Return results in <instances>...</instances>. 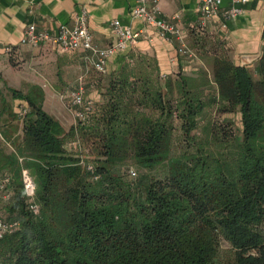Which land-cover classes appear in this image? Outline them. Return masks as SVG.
<instances>
[{
    "label": "trees",
    "instance_id": "trees-1",
    "mask_svg": "<svg viewBox=\"0 0 264 264\" xmlns=\"http://www.w3.org/2000/svg\"><path fill=\"white\" fill-rule=\"evenodd\" d=\"M257 74L129 57L68 129L11 92L28 113L2 134L0 264H264V56Z\"/></svg>",
    "mask_w": 264,
    "mask_h": 264
},
{
    "label": "crops",
    "instance_id": "crops-1",
    "mask_svg": "<svg viewBox=\"0 0 264 264\" xmlns=\"http://www.w3.org/2000/svg\"><path fill=\"white\" fill-rule=\"evenodd\" d=\"M134 4L135 0H0V86L22 95L35 89L42 95V109L66 128L55 112L63 110V102L68 103L65 96L81 80L85 99L97 104L107 86V77L119 70L129 57L151 59L161 78L176 73L195 76L202 69L208 70L211 59L216 57L244 67L255 79L259 78L257 69L264 56V0H247L240 5L241 14L231 20H224L221 15L202 20L199 0H158L161 16H178L174 23L185 45L195 55L192 60L177 55L174 41L156 38L153 28L133 18ZM229 7L230 0H224L222 9ZM82 11L88 16L92 44L99 48L115 42L111 29L114 20L141 34L134 45L108 59L104 78L83 62L81 52L62 51L50 42L36 47L21 44L28 24L35 25L37 30L55 33L60 25L72 26ZM11 105L17 113L24 102L12 97ZM6 123L3 132L11 126ZM74 124L75 120L69 127ZM17 128L12 137L19 133L20 125ZM0 138L10 147L1 134Z\"/></svg>",
    "mask_w": 264,
    "mask_h": 264
},
{
    "label": "built area",
    "instance_id": "built-area-1",
    "mask_svg": "<svg viewBox=\"0 0 264 264\" xmlns=\"http://www.w3.org/2000/svg\"><path fill=\"white\" fill-rule=\"evenodd\" d=\"M158 0H135L132 16L135 19L142 20L147 26L154 30V36L165 41H174L177 44L176 53L178 56L192 60L194 53L187 48L181 31L177 28L174 21L178 16L165 18L161 16L157 7ZM224 0H199L198 12L202 20H209L221 15L224 20H231L241 14L240 5L245 4L247 0H230L231 7L222 9ZM152 3V5H150ZM87 13L80 12L72 26L60 25L55 33L46 30H37L35 25L28 24L21 40L22 45L36 47L44 42H50L58 46L62 51L81 52L83 62L92 68L98 74L106 73V64L110 57L123 52L128 46L134 45L140 38V32H132L130 28L122 26L118 21L111 22V29L115 37V42L106 47L99 48L92 44L91 34L87 25ZM152 39V37L150 38ZM9 51V49H7ZM85 91L80 80L79 85L72 91L67 98L75 108L74 117L76 120H84L85 116L93 107L90 100L85 99ZM28 113L26 106H20L18 116L23 118ZM22 184L25 193L31 197L34 193L35 185L27 171H22ZM6 178L0 184V190L3 189ZM30 209L37 213L36 206H30ZM11 226L0 222V238L9 231Z\"/></svg>",
    "mask_w": 264,
    "mask_h": 264
},
{
    "label": "rangeland",
    "instance_id": "rangeland-1",
    "mask_svg": "<svg viewBox=\"0 0 264 264\" xmlns=\"http://www.w3.org/2000/svg\"><path fill=\"white\" fill-rule=\"evenodd\" d=\"M104 77H106V75L100 76V78H104ZM65 98L68 100V103L66 104L65 102H63L64 103V107L62 108L63 110L55 111V112L60 116V118H62L61 119L62 122L64 123L66 129H68L70 128L69 124H71L74 120L76 122V119L74 117V111H75L74 107L71 105L67 96H65ZM0 99L3 101V103L0 105V134L3 137L2 135L3 130L4 127L6 126L4 125V123L8 122V124H11V126H8V128L6 129L7 134L9 135L15 134L16 128L19 125H21V120H20L21 118L19 117L20 118L19 119L17 117H12L11 115V113L13 112V108H11L12 94L8 90V88H6L5 85L0 86ZM236 123H238V120ZM0 148L3 149L6 153H9L11 151V148L8 147L6 144H4L1 138H0ZM9 195H10L9 192H4L0 194L1 198L4 201L10 198Z\"/></svg>",
    "mask_w": 264,
    "mask_h": 264
}]
</instances>
